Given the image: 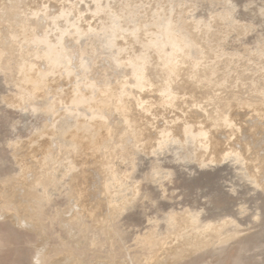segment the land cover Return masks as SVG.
<instances>
[{"label": "rangeland", "instance_id": "1", "mask_svg": "<svg viewBox=\"0 0 264 264\" xmlns=\"http://www.w3.org/2000/svg\"><path fill=\"white\" fill-rule=\"evenodd\" d=\"M0 264H264V0H0Z\"/></svg>", "mask_w": 264, "mask_h": 264}, {"label": "bare ground", "instance_id": "2", "mask_svg": "<svg viewBox=\"0 0 264 264\" xmlns=\"http://www.w3.org/2000/svg\"><path fill=\"white\" fill-rule=\"evenodd\" d=\"M50 51V49H48V51H47V55L48 56H52L53 57V54L52 53H50L49 52ZM60 53V52H59ZM59 53H56L55 55H57V56H59ZM60 54H62V52L60 53ZM54 55V56H55ZM63 56V55H62ZM60 61V60H59ZM176 75H177V73H176ZM236 78V77H235ZM30 80L32 81V83H33V85L37 88V87H39L42 83H43V80H40V79H37V78H34V80H32V77L30 78ZM140 80V79H139ZM141 81V80H140ZM153 88V87H152ZM180 88H182V87H180ZM179 88V89H180ZM168 89H169V86L168 85H166V86H163L161 89H160V92L162 93V94H164V90L166 91V92H168ZM176 90V89H175ZM181 90V89H180ZM179 90V91H180ZM187 90H189V89H187ZM183 91H184V89H183ZM68 92V91H67ZM182 92V91H181ZM185 92V91H184ZM183 92V93H184ZM187 92V91H186ZM68 95V94H67ZM131 94H129L128 96H130ZM127 96V97H128ZM164 96V95H163ZM71 97V96H70ZM69 97V98H70ZM111 97L114 99V101H115V104H116V106H117V109H119V110H121L123 113H128V112H130V104H129V102L126 100V99H123V97H121V96H118V94L116 93V92H112L111 93ZM171 97V96H170ZM150 99V98H149ZM81 101H83L84 99H80ZM131 100V99H130ZM73 103H76V101H75V95H73L72 96V100H71ZM172 101H173V98L171 97L168 101H167V103L168 104H171L172 103ZM87 104H88V108L89 109H101L102 110V108H103V106H104V103H101V102H99V101H92V102H87ZM179 116V115H178ZM133 118V117H132ZM125 120L127 121V119L125 118ZM133 120V119H132ZM83 157V156H82ZM97 157V156H96ZM83 159H85V158H83ZM97 159V158H96ZM99 160H100V158H99ZM88 161V160H87ZM93 161H95V160H93ZM98 161V160H97ZM89 162V161H88ZM90 162H91V160H90ZM100 163V162H99ZM92 164V163H91ZM94 164V163H93ZM102 164V163H101ZM96 165H98V163L96 164ZM29 166V165H28ZM94 166V165H93ZM24 167V166H23ZM94 168V167H93ZM96 168V167H95ZM95 170H97V169H95ZM23 171V170H22ZM93 171V172H92ZM95 172V173H94ZM86 173V172H85ZM91 173L93 174H98L97 173V171H94V170H91ZM89 174H90V172H89ZM101 174V173H100ZM28 177H30V176H28ZM27 177V178H28ZM91 177V176H90ZM28 180V179H27ZM34 183V182H33ZM22 184V183H21ZM29 186V185H28ZM31 186V185H30ZM97 186H99L100 187V185H97ZM23 187V186H22ZM26 187V186H25ZM99 187H97L98 189H99ZM102 187V186H101ZM101 191V190H100ZM29 193V192H28ZM30 193H32V192H30ZM90 200H92V199H90ZM100 200V199H99ZM98 199H96V201H99ZM104 202V201H103ZM87 203V202H86ZM95 203V202H94ZM101 205L103 204V203H101V202H99ZM98 203V204H99ZM98 204H95L96 205V207L98 206ZM93 205V204H92ZM89 206V205H88ZM94 206V205H93ZM103 206H105V204H103ZM102 206V208H104ZM97 208H99V206L97 207ZM96 208V209H97ZM105 209V208H104ZM90 211V210H89ZM99 211V210H98ZM97 215V214H96Z\"/></svg>", "mask_w": 264, "mask_h": 264}]
</instances>
